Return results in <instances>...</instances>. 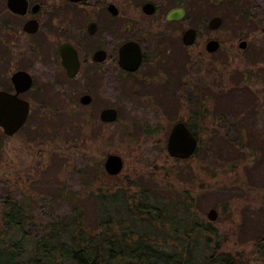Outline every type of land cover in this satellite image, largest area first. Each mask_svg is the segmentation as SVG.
I'll list each match as a JSON object with an SVG mask.
<instances>
[{"label": "rangeland", "instance_id": "1", "mask_svg": "<svg viewBox=\"0 0 264 264\" xmlns=\"http://www.w3.org/2000/svg\"><path fill=\"white\" fill-rule=\"evenodd\" d=\"M196 1L195 13L175 27L165 57L135 77L106 66L89 78L82 72L66 81L50 49L44 59H30L34 89L22 96L31 105L29 118L12 137L0 129V200L8 191L17 201L27 198L41 222L70 212L63 195L68 192L90 194L102 186L109 195L128 198L143 187L186 191L199 200L197 217L225 238L223 251L264 264V255L251 253L257 239H264V0ZM242 6L252 18L240 16ZM214 15L222 23L211 31L206 22ZM186 26L198 35L184 48L178 32ZM209 39L218 41L219 49L207 52ZM243 40L245 49L239 47ZM13 71L14 65L0 63V75H7L1 89L10 88ZM87 93L93 101L84 106L79 98ZM106 107L118 112L113 124L99 120ZM199 107L206 116L194 128L202 140L196 154L187 160L170 157L171 128L188 122ZM108 155L123 162L114 179L95 176L100 169L106 173ZM84 207L94 224L92 204ZM210 209L217 212L213 222L207 218ZM32 231L38 234L39 228Z\"/></svg>", "mask_w": 264, "mask_h": 264}, {"label": "trees", "instance_id": "2", "mask_svg": "<svg viewBox=\"0 0 264 264\" xmlns=\"http://www.w3.org/2000/svg\"><path fill=\"white\" fill-rule=\"evenodd\" d=\"M191 1L193 14L198 1ZM242 9L244 20L252 18L250 10ZM5 58L1 54L0 63L8 67ZM5 80L7 75L1 74L0 82ZM199 109L184 123L198 146L202 140L194 128L206 116ZM102 175L115 178L102 169L95 172L99 178ZM174 192L143 187L128 198L119 192L109 195L102 186L90 194L68 192L63 195L70 212L40 222L27 198L17 201L8 191L0 200V264H256L242 252L223 251L225 238L197 217L194 208L199 200L186 191ZM88 203L93 206L94 224L84 210ZM33 226L39 228L38 234L31 232ZM251 253L264 255L263 238L257 239Z\"/></svg>", "mask_w": 264, "mask_h": 264}, {"label": "flooded vegetation", "instance_id": "3", "mask_svg": "<svg viewBox=\"0 0 264 264\" xmlns=\"http://www.w3.org/2000/svg\"><path fill=\"white\" fill-rule=\"evenodd\" d=\"M189 1L13 0L11 8L8 4L9 0H0V55L3 53L6 55L8 66L14 65L10 78L17 71H24L32 78L31 88L19 95L29 103L27 120L31 105L22 96L34 89L30 59H44L45 51L50 49L51 60L59 66L66 81L76 80L82 72L89 78L99 68L106 66L118 72L119 76L135 77L143 66L147 65L152 69L154 60L161 56L165 57L167 44L174 40L175 27L189 19L192 10V1L190 4ZM209 1L216 2V0ZM175 10H182L183 17L169 20L168 15ZM209 20L206 22V28L212 31L207 26ZM190 28L195 31L196 42L198 32L195 28L186 26L184 30L178 32L184 48L189 46L183 44L182 36ZM209 41L211 39L206 42V51ZM133 44L139 50L141 62L135 71H127L119 64L120 51L127 45ZM63 45L71 47L77 55L79 64L73 77L68 75L67 69L62 64L60 49ZM246 46L247 42L245 48ZM219 47L218 42V49ZM98 51H101L104 57L101 61L94 59ZM10 78V88L0 90L13 92ZM142 84L144 85L145 82L143 81ZM84 95L90 96L91 101L88 104L90 105L93 101L92 96L88 93L82 96Z\"/></svg>", "mask_w": 264, "mask_h": 264}, {"label": "water", "instance_id": "4", "mask_svg": "<svg viewBox=\"0 0 264 264\" xmlns=\"http://www.w3.org/2000/svg\"><path fill=\"white\" fill-rule=\"evenodd\" d=\"M9 7L12 8L13 0H9ZM183 17L182 10H175L168 15L169 20H178ZM222 23L220 17H213L208 21V28L215 30ZM195 31L190 28L182 36V42L185 46H190L195 42ZM246 42L239 43L240 48H245ZM218 49V42L211 40L207 44V51L214 52ZM60 55L63 66L67 69L68 75L73 77L78 68V59L75 51L68 45H63L60 49ZM101 51L95 53L94 59L103 60ZM141 56L136 45H127L120 51V66L127 71H135L139 65ZM13 92L0 90V129L5 136L12 137L17 134L24 126L28 113L29 103L20 98L19 95L28 91L32 86L31 76L24 71L15 72L11 78ZM91 101L90 96L84 95L80 98L82 105H88ZM117 110L106 108L100 112L99 118L103 123L112 124L117 120ZM198 147L197 138L192 131L182 122L176 123L171 128L167 142L166 150L170 157L178 160H187L191 158ZM123 168L121 157L117 155H108L104 162V169L108 175H117ZM209 221H215L217 212L210 209L207 214Z\"/></svg>", "mask_w": 264, "mask_h": 264}]
</instances>
